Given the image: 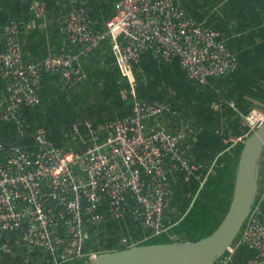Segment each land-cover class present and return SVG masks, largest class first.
Returning a JSON list of instances; mask_svg holds the SVG:
<instances>
[{
    "label": "built area",
    "instance_id": "2783aa9c",
    "mask_svg": "<svg viewBox=\"0 0 264 264\" xmlns=\"http://www.w3.org/2000/svg\"><path fill=\"white\" fill-rule=\"evenodd\" d=\"M31 10V21L12 19L5 26L9 40L0 52V82L7 81V95H0V119L14 121L20 137L31 128L27 109L42 101L44 75H59L66 88L81 84L87 78L83 57L106 40L133 87L134 66L146 52L159 62L178 60L197 85H211L240 67L229 38L207 20H196L181 0H118L104 31H95L87 9L79 0H71L59 15L65 38L62 49L28 63L15 37L48 16L45 1H34ZM134 99L132 113L126 117L98 127L86 122L92 142L86 150L57 148L42 128L35 133L32 147H7L0 142V254L11 251L15 238L18 245L41 249L47 264L91 262L98 253L85 251L89 227L131 216L151 237L167 230L166 211L174 198L172 175L181 173L187 182L196 177L203 184L214 167L204 176L208 166L194 162L184 145L185 135L173 133L161 121L164 114L172 113L169 105ZM238 113L240 124L248 129L246 136L264 122V108ZM73 130L81 134L78 124ZM101 134L105 139L99 142ZM240 139L230 135L226 142ZM263 202L264 189L218 264H238L236 254L244 246L254 256L243 264H264ZM133 243V237L121 239L126 247Z\"/></svg>",
    "mask_w": 264,
    "mask_h": 264
},
{
    "label": "trees",
    "instance_id": "16d2710c",
    "mask_svg": "<svg viewBox=\"0 0 264 264\" xmlns=\"http://www.w3.org/2000/svg\"><path fill=\"white\" fill-rule=\"evenodd\" d=\"M34 1L0 0V52L5 49L9 40L4 32L5 25L12 19L29 21L34 18L31 10ZM47 1L49 16L53 4L51 0ZM79 1L90 14L93 29L104 31V19L112 16L110 7L104 6L107 11L102 16L97 12L95 0H88V3H85L86 0ZM259 1L254 0L256 5ZM99 17L101 20L95 21ZM46 19L40 20L36 28L22 30L15 37L21 43L24 60L28 63L40 60L26 59L21 36L34 30L37 34L46 36L39 31ZM59 33L60 31L54 32V37L58 38ZM63 40L65 44V38ZM229 41L231 47L238 53L240 67L234 75L227 78L228 82L239 83V85L237 88L234 85L233 90L224 93V98L230 100L239 91L255 93L257 96L262 94L263 89L260 84L264 85V63L250 59L249 56L253 52L261 54L264 47L258 45L241 52L235 45L234 39ZM63 43L49 50V53L52 50H61ZM84 57L88 59L86 63L83 62L87 78L73 88H66L63 87L59 75H44L40 91L42 101L39 105L27 109L31 128L25 136L20 137L14 121L5 122L0 119V142L3 141L2 143L7 147H12L16 143H18L17 146L32 147L35 144V133L42 128L57 148L82 151L92 143L88 136L87 121L98 127L108 121L130 115L133 109L130 101L134 97L144 102L165 103L171 107L172 113L164 114L160 118L161 121L172 127L175 134L179 132L176 126L188 124L189 132L186 138L188 142H193V154H190L192 159L208 167L214 165V171L207 176L203 184L196 177H192L187 182L181 173L172 175L174 198L166 211L167 230L164 233L151 237L150 232L144 230L139 223L128 216L124 220L110 221L98 228L89 227L85 251L100 254L126 248L121 244L123 237H133V244L144 245L181 240L197 241L212 234L229 210L234 193L236 169L243 148L242 142L235 143L230 140L227 143L225 139L230 137L228 133L230 130L238 137L244 136L247 132L238 120L229 121V127L224 126L225 129L221 125V115L213 106L222 94L216 89V80L211 85H197L188 78L178 60L173 63L159 62L151 53L146 52L142 54L140 62L134 66L136 84L133 87L116 65L109 40L104 41L101 47ZM74 124H78L81 134L74 133ZM104 139L105 135L101 134L99 142ZM185 145H187L186 142ZM208 167L202 171L204 176L208 172ZM262 177L261 182L264 186V167ZM263 186L260 192L263 191ZM259 198L260 196L258 201ZM262 206L264 208V202ZM12 245L11 251L1 253L6 261L15 264H38L42 259L43 264H47V256L41 249L31 250L24 244L18 245L15 238ZM21 251H27L28 255L25 256L28 257L20 256ZM253 256L254 252L251 249L241 247L236 254V262L243 264ZM89 263L90 261L81 259L67 264Z\"/></svg>",
    "mask_w": 264,
    "mask_h": 264
},
{
    "label": "crops",
    "instance_id": "0c3cea01",
    "mask_svg": "<svg viewBox=\"0 0 264 264\" xmlns=\"http://www.w3.org/2000/svg\"><path fill=\"white\" fill-rule=\"evenodd\" d=\"M42 1L48 2L47 0ZM117 1L118 0H95L97 12L101 13L103 16L107 11L104 6H109L110 13L113 16V13L115 14V3ZM86 2L88 3V0H86L85 3ZM51 3L53 4L52 10L49 11L46 22H44L39 29V31L46 36L37 34L35 30L21 36L27 60L37 61L45 58L49 50L55 49L64 41L59 28V16L57 17L56 15H60V13L69 7L70 0H55V2L51 0ZM182 3L188 13L196 20H207L212 26L219 29L227 36L229 40L234 39L236 42L235 45L241 52L255 48L258 45L264 47V0H260L257 5L254 0H182ZM31 14L32 11L30 10V16L32 17L33 15ZM111 17L109 19H104L103 28H106V24ZM99 20H101L100 17L95 19V21ZM56 31H60L58 38L54 37V32ZM260 53L261 54L258 55L256 52H253L249 58L264 63V49H262ZM87 60V58H83L84 63H86ZM215 83L217 84L216 89L218 93L222 94L220 98L214 102L213 106H215V111L221 115V125H223V127H229V121L238 120L239 111L249 112L253 108H264L263 83L260 84L263 89L262 94L257 96L255 93L250 94L239 91L230 100L224 98L223 94L233 90L232 88H234V85L237 88L239 83L232 84L228 82V78L217 79ZM254 91L257 92V90ZM0 95H7V81L0 82ZM165 124L168 126L167 123ZM187 125L188 124H179L175 128L179 129L178 133L187 136L184 132L189 129ZM168 128L173 131L172 127L168 126ZM185 142L187 143L185 146L188 148L189 153L193 154V142H188L186 137L184 144Z\"/></svg>",
    "mask_w": 264,
    "mask_h": 264
},
{
    "label": "water",
    "instance_id": "95a60500",
    "mask_svg": "<svg viewBox=\"0 0 264 264\" xmlns=\"http://www.w3.org/2000/svg\"><path fill=\"white\" fill-rule=\"evenodd\" d=\"M135 102L131 100L130 105ZM242 143L233 198L226 216L212 234L197 241L135 245L104 252L89 264L217 263L234 245L257 202L264 161V122Z\"/></svg>",
    "mask_w": 264,
    "mask_h": 264
},
{
    "label": "rangeland",
    "instance_id": "374dc122",
    "mask_svg": "<svg viewBox=\"0 0 264 264\" xmlns=\"http://www.w3.org/2000/svg\"><path fill=\"white\" fill-rule=\"evenodd\" d=\"M8 23H10V22H8ZM8 23H7V24H8ZM7 24H6V25H7ZM6 25H5V26H6ZM223 78H227V77H223ZM219 79H220V78H219ZM216 80H217V79H216ZM214 108H215V106H214ZM237 119H238V121L240 122V117L237 118ZM240 125H241V124H240ZM241 127H242V128H245V127H243L242 125H241ZM192 130H193V129H192ZM225 131H227V130H225ZM184 132H185L186 134H188L189 131H186V130H185ZM225 133H226V132H225ZM228 133H229V136H230V135L235 136V137L237 136L233 131H229ZM178 134H181V133H178ZM226 134H227V133H226ZM183 135H184V134H183ZM185 137H186V136H185ZM233 141H234V140H233ZM236 142H237V141H236ZM263 167H264V161H262V169H263ZM262 184H263V183L260 182V190L262 189V186H263ZM263 189H264V186H263ZM232 198H233V197H232ZM231 201H232V200H231ZM226 214H227V213H226ZM225 216H226V215H225ZM222 221H223V220H222ZM220 224H221V223H220ZM220 224H219V225H220ZM218 227H219V226H218ZM218 227H217V228H218ZM19 255L22 256V257H28V256H25V255H28V254H27V251H26V252L21 251V252L19 253ZM13 257H14V255H13ZM4 258H5V257H4L3 255H0V264H15V263H11V261H6ZM10 258H11V257H10ZM39 264H43V260L40 261Z\"/></svg>",
    "mask_w": 264,
    "mask_h": 264
},
{
    "label": "bare ground",
    "instance_id": "6f19581e",
    "mask_svg": "<svg viewBox=\"0 0 264 264\" xmlns=\"http://www.w3.org/2000/svg\"><path fill=\"white\" fill-rule=\"evenodd\" d=\"M251 110H252V109H251ZM251 110H250V111H251ZM250 111H249V112H250ZM240 112H242V111H240ZM249 112H244V113H249ZM238 114H239V113H238ZM162 122H163V121H162ZM163 123H164V122H163ZM164 124H165V123H164ZM165 125H166V124H165ZM166 126H167V125H166ZM167 127H168V126H167ZM169 130H170V129H169ZM170 131H171V130H170ZM172 132H173V131H172ZM173 133H174V132H173ZM247 133H248V129H247V132L244 134V136H241V137L236 136L237 138H242V139H240V140L237 141V142L235 141V143L242 142V141L245 140L248 136H250L253 132H252L251 134H249L248 136H246ZM245 136H246V137H245ZM34 137H35V136H34ZM225 142H226V139H225ZM227 143H228V142H227ZM184 145H185V144H184ZM188 151H189V150H188ZM211 166L214 167V165H211ZM209 167H210V166H209ZM209 167H208V169H209ZM213 171H214V168H213ZM262 179H263V177H262ZM232 181H234V180H232ZM260 194H261V192L259 191V195H258V197L260 196ZM257 202H258V199H257ZM257 202H256V203H257Z\"/></svg>",
    "mask_w": 264,
    "mask_h": 264
}]
</instances>
